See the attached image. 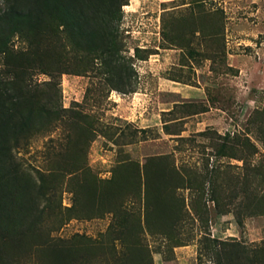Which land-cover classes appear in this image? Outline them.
<instances>
[{
	"label": "rangeland",
	"instance_id": "rangeland-1",
	"mask_svg": "<svg viewBox=\"0 0 264 264\" xmlns=\"http://www.w3.org/2000/svg\"><path fill=\"white\" fill-rule=\"evenodd\" d=\"M122 1L130 90L49 32L0 55L53 118L0 155V264H264V0Z\"/></svg>",
	"mask_w": 264,
	"mask_h": 264
},
{
	"label": "trees",
	"instance_id": "trees-1",
	"mask_svg": "<svg viewBox=\"0 0 264 264\" xmlns=\"http://www.w3.org/2000/svg\"><path fill=\"white\" fill-rule=\"evenodd\" d=\"M125 5L122 0H5V7L0 10V55L8 54L13 37L20 35L28 39L36 59L49 32L59 42L68 40L73 52L80 56L69 65L75 67L79 63L77 66L84 70L77 73L98 66L113 89L130 90L132 67L121 55L118 41V24ZM69 66L63 63L55 68L68 71ZM20 67L18 60L14 68L19 71ZM16 77L9 89L0 83V155L10 140L53 120L48 109L37 108L27 97L28 87H23L19 75Z\"/></svg>",
	"mask_w": 264,
	"mask_h": 264
},
{
	"label": "bare ground",
	"instance_id": "bare-ground-1",
	"mask_svg": "<svg viewBox=\"0 0 264 264\" xmlns=\"http://www.w3.org/2000/svg\"><path fill=\"white\" fill-rule=\"evenodd\" d=\"M136 4V3H135Z\"/></svg>",
	"mask_w": 264,
	"mask_h": 264
}]
</instances>
